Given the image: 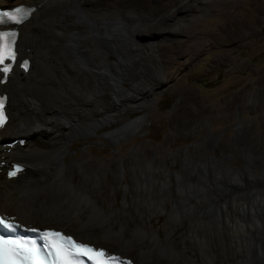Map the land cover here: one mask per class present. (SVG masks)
I'll return each mask as SVG.
<instances>
[{"label": "bare ground", "instance_id": "bare-ground-1", "mask_svg": "<svg viewBox=\"0 0 264 264\" xmlns=\"http://www.w3.org/2000/svg\"><path fill=\"white\" fill-rule=\"evenodd\" d=\"M134 1L0 0L3 8L21 5L19 9L29 16L18 26L19 59L8 81L0 84L8 94V119L0 126V213L28 226L62 225L79 240L105 243L99 248L116 251L136 264H264V168L255 173L247 166L240 172L186 162L172 173L153 163L154 158L138 160L134 151L129 165L132 195L128 196L127 186L115 210L111 204L100 205L94 195L105 174L103 167L86 158L65 161L68 144L123 120L128 110L140 111L145 106L142 96L163 87L165 51L173 65H181L177 62L185 48L181 42L172 45L150 37L142 47L135 39L142 31L130 32L127 27L143 15L152 24L149 34L162 32L163 27L179 37L182 32L171 29L170 23L184 21L187 14L176 18L169 12L157 19L161 10L146 13L147 9L133 6ZM236 1L221 4L235 8ZM180 8L196 10L189 1L176 11ZM25 58L30 61L28 71L20 67ZM141 59L148 65L140 64ZM257 82H264V66ZM232 101L228 96L223 107ZM122 128L108 131L107 137L121 139ZM11 135H17L13 145ZM252 154H247L250 160L255 159ZM121 168L124 176L125 167ZM154 172L163 177H153ZM244 186L253 190L243 192ZM170 197L175 204L168 210ZM165 213L166 221L156 227ZM185 221L189 226L177 240L176 231Z\"/></svg>", "mask_w": 264, "mask_h": 264}, {"label": "rangeland", "instance_id": "rangeland-1", "mask_svg": "<svg viewBox=\"0 0 264 264\" xmlns=\"http://www.w3.org/2000/svg\"><path fill=\"white\" fill-rule=\"evenodd\" d=\"M187 1L195 6L196 10L189 9L182 12L180 8L181 12L176 11L178 6ZM221 2L222 0H135L131 3L143 10L147 9L146 13L151 12L152 14V12L161 10L156 16L157 19L164 17L169 12H173L176 18H184V14H187V19L184 21L178 23L171 21L170 23L171 29L182 32L179 37H174L168 31L169 28L163 27H158L162 32L149 34V31H152V24L147 23L148 21L141 15L136 25L129 24L127 27L130 32L135 28L142 31L135 38L138 45L145 47L146 41L151 37L157 42H167L172 45L181 42L185 48L177 61L181 63L180 66L173 65L170 53L165 51L167 61L165 60L164 63L163 87L154 89L151 95L142 96V101L145 102L144 109L142 108L138 112L128 110L123 114V120L112 121L102 128L91 130L86 136H81L67 145L69 153L65 157L66 162L81 161L86 158L90 160L91 164L105 169V174L99 181L101 185L94 194L98 196L100 205L107 207L111 204L115 210L119 209L124 200L127 186L128 196L132 195L130 192L133 191V181L129 165L136 155L134 151L137 152L138 160L148 161L154 158L153 163L165 167L172 173H175L184 164L183 149L179 147L182 144L181 140L179 139L176 145L172 144L177 140L174 128L171 130V135L168 134L163 139L160 136H154L156 137L154 138L150 135L133 134L123 135L117 141L110 140L107 137L108 131L114 130L120 122H125L124 120L144 118L156 123L154 129L158 128L160 122H169L175 127L177 122H180V125L183 123V129L190 131L188 135H191L190 140L193 139V142L199 141V137L206 136L205 142L202 144L204 148L202 155L204 156L213 152L210 149H213L216 140L226 141L227 146H222L219 151L214 153L217 159L225 158L226 169L241 172L249 166L256 173L264 168V82H257L259 68L264 66V0H237V6L229 9L224 8ZM186 9L187 7L184 10ZM29 43L34 44L33 42ZM18 47L19 45L17 50ZM170 48L172 47L168 46V49ZM111 58L116 59L113 55ZM138 62L148 65L146 59H141ZM135 74L137 73L131 75L136 77ZM123 84L126 87L132 86L129 82H123ZM246 85H249V88L244 90ZM188 92L191 94L186 96ZM231 95L233 97L231 105L224 108L227 97ZM109 97V95L105 97L107 101L110 100ZM178 113H181L182 116L176 117ZM217 123L218 126H216ZM236 123L241 128L236 132V136L232 139L233 142L230 143L234 131H231L232 136H230V134L224 133L226 129L223 130V126ZM166 124L164 125L165 130H167ZM209 124L210 128L207 127ZM190 127H193L194 130ZM16 138L17 135L9 137L12 140ZM233 147H236L240 154L229 164L226 156L232 151L235 152ZM147 151L152 155L149 156ZM248 153H251L255 159H249V162L246 163L242 158ZM121 166H124L126 170L124 176L121 174ZM152 175L155 178L159 175H161L159 177H163L162 174L156 172ZM78 179L79 177L76 176L75 182ZM189 180L195 181L196 178L189 177ZM170 189L174 192L176 188L171 186ZM228 189L233 194L236 193L231 187ZM252 190L251 186L243 187V192ZM233 194H226V196H233ZM192 199L194 200V198ZM174 204V200L170 197L167 200L168 210ZM234 216L235 214L230 212V217L234 218ZM166 217L167 213L163 214L159 222H155L154 225L156 227L162 225L166 221ZM188 224L189 222L185 221L179 225V230L175 234L177 240H180L179 233L186 230ZM31 225L55 227L73 234L66 227L50 222H36ZM160 231L163 235V230L160 229ZM96 244L97 247L106 245L105 243ZM109 251L111 249H108Z\"/></svg>", "mask_w": 264, "mask_h": 264}, {"label": "flooded vegetation", "instance_id": "flooded-vegetation-1", "mask_svg": "<svg viewBox=\"0 0 264 264\" xmlns=\"http://www.w3.org/2000/svg\"><path fill=\"white\" fill-rule=\"evenodd\" d=\"M144 109V108H143ZM167 123V124H166ZM172 123V122H171ZM167 125V130H165L164 125ZM190 124V123H189ZM233 124V123H232ZM232 124H227L225 127L223 126V130L226 129V131L224 133H228L231 135V131H234V135L230 138V143H232V139L236 136V132L239 131V129L241 128L240 125H238V123L232 125ZM154 125H156L155 122H151V121H147L144 118L142 120H138L135 122H120L118 126H116V128L118 127H123L122 129L125 130L123 135H133V134H138L141 136H160L165 138L167 137V135H171V130L173 129L174 132L177 134V140L174 141L172 144L176 145L178 144L179 139L181 140L182 144L179 146L181 147V149H183V163L188 162L189 164H193V165H197V166H203V167H225L227 168V164L225 163L224 159L225 158H219L217 159L215 157V152L219 151V149L223 146H227L226 141H222L221 139L218 141H215V146L213 147V149H210L213 152H210V155H202L204 153V148L202 147V144L205 142V138L206 136L204 135L203 137H199L200 140L197 142H193V139L190 140L191 135L190 131H185L183 129V123L177 122L175 125L169 124V122H160L158 128L154 129ZM219 124L217 123L216 126H218ZM179 126H181L179 128ZM208 128L211 127V125H207ZM222 128V126H221ZM231 128V130H229ZM190 129L194 130L193 127H190ZM161 134H163V136H161ZM154 137V138H156ZM195 137V136H193ZM192 137V138H193ZM154 141H156L155 139H153ZM157 142V141H156ZM229 143V144H230ZM212 148V147H211ZM232 149L235 150L232 151L231 153H228V155L226 156L228 163L230 164L232 160H235L237 158V156L240 154L239 151H237L236 147H233ZM249 154V153H248ZM243 157V156H242ZM242 159H245L244 162H249V158L247 157V154L245 155V157H243ZM187 160V161H185ZM191 160V162H190ZM199 160V161H198ZM199 162V163H198ZM198 163V164H197Z\"/></svg>", "mask_w": 264, "mask_h": 264}, {"label": "snow or ice", "instance_id": "snow-or-ice-1", "mask_svg": "<svg viewBox=\"0 0 264 264\" xmlns=\"http://www.w3.org/2000/svg\"><path fill=\"white\" fill-rule=\"evenodd\" d=\"M17 13H23L26 12V10L23 9H17ZM9 20H15V22H19L16 17L9 13H2L0 14V24L7 23ZM6 35H14V33H0V37L6 36ZM4 51L0 50V62L4 59ZM10 56L11 54L8 53ZM6 71V69H5ZM0 123H2V120H0ZM14 173L9 172V175H13ZM0 227L5 228H12V225L7 224L4 220V218H0ZM46 235H51L59 238L61 241L65 242L67 244V248H65L63 245H54L56 247V254L53 256L54 264L57 261V258H61L68 254H75V259L77 261L80 260L81 256L87 257L89 261L92 262V264H114V262L117 260L116 257H112L108 255L103 249H94L87 245L78 244L75 241L72 240L71 237H64L61 236L60 233H46ZM6 244H12L15 245V248L13 249H5L4 245ZM8 251H11L13 255L15 256V259L11 258H5ZM49 255H52V253H49ZM37 252L34 247L32 248H26L24 244L19 243L17 241H6L0 239V261H3V264H25V261L27 260H33L34 264H39V262L36 259ZM63 264H71L68 260H63Z\"/></svg>", "mask_w": 264, "mask_h": 264}, {"label": "clouds", "instance_id": "clouds-1", "mask_svg": "<svg viewBox=\"0 0 264 264\" xmlns=\"http://www.w3.org/2000/svg\"><path fill=\"white\" fill-rule=\"evenodd\" d=\"M1 6V5H0ZM2 7V6H1ZM3 8V7H2ZM3 9H6V8H3ZM17 30H18V27H17ZM19 31V30H18Z\"/></svg>", "mask_w": 264, "mask_h": 264}]
</instances>
